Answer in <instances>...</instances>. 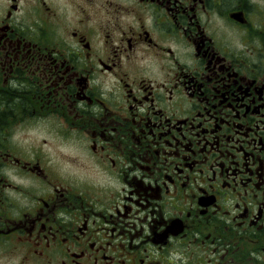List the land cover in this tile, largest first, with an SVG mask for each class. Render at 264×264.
Returning a JSON list of instances; mask_svg holds the SVG:
<instances>
[{
	"label": "flooded vegetation",
	"instance_id": "obj_1",
	"mask_svg": "<svg viewBox=\"0 0 264 264\" xmlns=\"http://www.w3.org/2000/svg\"><path fill=\"white\" fill-rule=\"evenodd\" d=\"M0 264H264V0H0Z\"/></svg>",
	"mask_w": 264,
	"mask_h": 264
},
{
	"label": "trees",
	"instance_id": "obj_2",
	"mask_svg": "<svg viewBox=\"0 0 264 264\" xmlns=\"http://www.w3.org/2000/svg\"><path fill=\"white\" fill-rule=\"evenodd\" d=\"M11 104H13V103H11Z\"/></svg>",
	"mask_w": 264,
	"mask_h": 264
}]
</instances>
